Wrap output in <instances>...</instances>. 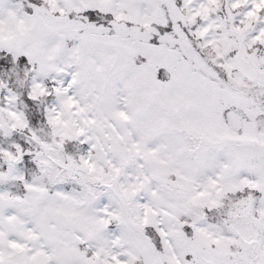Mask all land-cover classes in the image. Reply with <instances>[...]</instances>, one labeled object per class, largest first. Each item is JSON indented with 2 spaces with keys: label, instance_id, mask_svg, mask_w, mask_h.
<instances>
[{
  "label": "snow or ice",
  "instance_id": "6c2138e0",
  "mask_svg": "<svg viewBox=\"0 0 264 264\" xmlns=\"http://www.w3.org/2000/svg\"><path fill=\"white\" fill-rule=\"evenodd\" d=\"M0 264H264V0H0Z\"/></svg>",
  "mask_w": 264,
  "mask_h": 264
}]
</instances>
